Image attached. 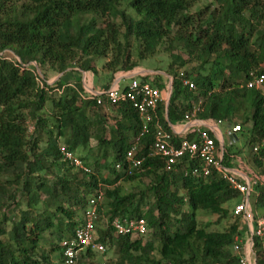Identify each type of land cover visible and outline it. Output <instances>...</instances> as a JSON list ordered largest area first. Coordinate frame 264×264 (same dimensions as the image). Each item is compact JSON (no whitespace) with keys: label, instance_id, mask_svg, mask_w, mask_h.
Returning a JSON list of instances; mask_svg holds the SVG:
<instances>
[{"label":"trees","instance_id":"1","mask_svg":"<svg viewBox=\"0 0 264 264\" xmlns=\"http://www.w3.org/2000/svg\"><path fill=\"white\" fill-rule=\"evenodd\" d=\"M195 5L196 0H0V264H67L61 243L83 225L90 200L102 189L98 242L116 248L117 255L107 264H242L252 235L235 214L243 196L222 175L195 177L194 163L167 172L161 159H147L145 172L127 174V154L135 145V158L146 157L159 127L170 131L169 124L186 121L198 106V119L240 121L250 147L264 143V86L248 87L264 75V0H213L197 17L191 14ZM160 53L169 56L164 71L173 78V93L168 110L165 104L158 108L145 134L130 103L111 105L105 95L91 100L74 79H48V71L64 78L77 69L93 74L105 92L118 73ZM183 79L196 88L185 87ZM140 80L161 91L168 86L162 75ZM107 109L115 113L113 127ZM92 141L99 156L88 166L76 152L88 150ZM63 146L90 172L65 161ZM234 148L227 149L225 164ZM252 159L264 176L254 154ZM139 179L150 181L146 189L125 194L123 182ZM253 191L255 217L264 219V183ZM199 213L217 216V224L230 217L234 222L223 232L209 231L210 224L200 226ZM116 218H144L149 232L118 236ZM253 241L254 262L264 264V237ZM96 254L80 251L77 264H103L104 258L94 262Z\"/></svg>","mask_w":264,"mask_h":264},{"label":"built area","instance_id":"2","mask_svg":"<svg viewBox=\"0 0 264 264\" xmlns=\"http://www.w3.org/2000/svg\"><path fill=\"white\" fill-rule=\"evenodd\" d=\"M183 76V75H182ZM183 84L191 90H194L195 84L188 79H183ZM264 86V75L254 77L249 81L250 89H260ZM105 95L111 105H118L123 102L130 103L133 108L140 114L143 123V134L148 131L149 123L153 120V114L158 108L166 104L167 99L165 94L158 88L153 87L150 83L142 82L138 79L131 81L126 89L110 88L100 95H91L88 99ZM99 104H102L99 101ZM200 105V104H199ZM200 106L196 107L193 112L187 115L186 120L191 121L197 119ZM242 132L241 126H235L230 134ZM142 134V135H143ZM197 138L194 140H181L175 142L179 137L171 132L159 127L154 145L146 157L141 159L135 158L137 145L127 154V161L130 164L127 174L132 176L134 171L145 172V164L147 159H161L164 161L167 172H174L182 163H194L193 176L209 179L214 172H218L224 179L228 180L231 187L239 191L243 196V202L235 209L237 216H243L252 238L244 245L242 264H252L250 258L254 253L253 237H264V219H256L255 213L250 208V196L253 189L264 181L255 179L249 184L244 183L239 177L224 166L220 160L217 143L208 131L198 130L195 132ZM264 143L256 145L253 149L257 161L264 167V154L262 149ZM61 153L64 160L70 163L74 168L84 172H90L85 162L80 159L75 153L71 152L65 146L61 147ZM117 169L121 170V166L117 165ZM104 189L100 191V196L90 200L85 212L84 223L76 230L72 238L62 241L61 248L64 256L67 258V264H77V256L84 249H91L93 252L101 255L108 253V248L98 242L97 236V220H98V203L102 201ZM113 228L118 236H134L143 237L149 232L148 223L144 218H116L112 221ZM251 242V243H250ZM251 246H250V244ZM236 251H240L241 247L237 244ZM108 258L104 257V263L107 264ZM254 264H256L254 262Z\"/></svg>","mask_w":264,"mask_h":264},{"label":"crops","instance_id":"3","mask_svg":"<svg viewBox=\"0 0 264 264\" xmlns=\"http://www.w3.org/2000/svg\"><path fill=\"white\" fill-rule=\"evenodd\" d=\"M78 72L77 69H73V73L68 74L66 77H64V82H72L74 79L76 82H80L83 85V88L85 89V92L87 93L86 98H89L91 95H100L102 92L99 90V83L97 82L96 78L91 73H76ZM155 75H162L167 78L168 80V86L163 93L165 94V98L167 99V102L165 104L166 110H168V102L170 99L171 93H173V78L167 75L164 72L160 71H153L151 68L147 67L146 65H142L141 67L130 71V72H120L115 76V79L112 83V86L110 88H119V89H126L132 80L134 79H142L143 77L147 76H155ZM60 77H63L64 75H59ZM67 80V81H65ZM141 81V80H140ZM88 110L89 115H93V111L90 109ZM107 115V121L108 125L113 127L114 121L113 118L115 117V113H113L111 110H106ZM166 120H168V116L166 113ZM236 123V122H235ZM237 125V124H236ZM230 125L224 122H215V121H204L200 119H195L191 121H184L180 122L178 124H169L170 131L175 133L179 138L187 137L189 135H195V132L198 130H204L208 131L210 135L215 139L217 143V149L219 152L220 160L223 162L224 166L227 168L228 171L231 173L237 175L241 181H243L246 184H249L251 181L255 179H260L261 181H264V176L260 174V171L255 166L254 161L252 159L253 153L251 154L250 161L249 158L246 160L243 159V155H236L235 152H231L232 154L229 156V164L224 163L225 155L227 154V149L234 146L236 147L239 142V136L240 133H237V138L230 139L231 134L230 132L232 129L236 126ZM247 128H251V126H247ZM233 135V134H232ZM132 138V137H130ZM248 141V140H247ZM97 145L98 143L96 141H92L89 145V149L86 150V154L84 153V156H94V159L97 158L98 152H97ZM94 150L95 154L90 153L91 150ZM235 151V150H234ZM102 156V152L100 153ZM93 160V158H91ZM112 160V157H111ZM120 185V183H118ZM254 190V189H253ZM254 191H252L253 194ZM251 194V195H252ZM252 196H250V208L252 211H254V203H252Z\"/></svg>","mask_w":264,"mask_h":264},{"label":"rangeland","instance_id":"4","mask_svg":"<svg viewBox=\"0 0 264 264\" xmlns=\"http://www.w3.org/2000/svg\"><path fill=\"white\" fill-rule=\"evenodd\" d=\"M212 4H213V0H196V5L191 10V14L193 16L197 17L199 13L205 12L206 9ZM208 14H209V11L207 10V12L202 15V17L206 18V16ZM106 21H108V19L107 20H99V25L105 23ZM199 24H201V23H199ZM178 53H180V51L176 52V54H178ZM104 63H105L104 60H100V62L98 63L97 66L100 69H102ZM169 63H170L169 56H167L165 53H160L155 59L150 60V61H145L142 65H146L147 67L151 68L154 72L156 71L155 70L156 68H160L163 70L160 72L166 73L164 70L169 66ZM34 66L37 68V72H38L39 76L41 77V75L38 71V70L41 71V69H39V67L35 64H34ZM194 66L195 65L188 66V68L185 70H189L191 72V69L194 68ZM41 74L43 76L41 78H45L42 71H41ZM48 76H49L48 79H49L50 84H54L55 82H57L61 78L64 79L63 77H60L59 75H56V74L49 72V71H48ZM65 81H67V80H65ZM235 124L241 125L240 121H236ZM46 139H47V137L44 136L45 141H47ZM61 141L63 142V140H61ZM253 149H254V147H250L248 145L247 137L243 136L241 134L239 136V142H238L237 146L232 150H233V152H236L238 150L242 151L243 159L247 161V159L249 158V161H250V157H251ZM86 152L87 151H85V150H78L76 152V154L80 158H82L87 163L88 166H90V164L93 162L91 158H93V160H94L95 155L92 157L88 156V159H87L86 156H84V153L86 154ZM227 164H229V163H227ZM149 183H150L149 180L139 179V180H136L134 182H129V183L123 182V184L121 185V188L125 194H128L130 192H133L134 190L146 189V187L149 185ZM20 199H21V195H18L17 200L20 201ZM253 201L254 200L252 199V203H253ZM152 202H153V197L150 198V200H147L146 204L143 206V209L145 212H147L148 207H149V205H151ZM229 209H230V211H232L233 207H230ZM198 218H199V224L201 227H205L206 225L210 224L211 226L209 227V231H217V232L225 231L234 222V220L230 217L227 220H223L220 224H217V221H218L217 216H211V215H208L205 213H199ZM247 229H249L248 226H247ZM97 236H98V233H97ZM250 246H251V244H250ZM105 256L110 260L115 259V258L117 259L116 248H114L113 250H108V253ZM105 256L101 255V254H96V256L94 257V259H95L94 262L97 260L98 261L102 260ZM250 260H251L252 264H254V255L251 256ZM95 263H97V262H95Z\"/></svg>","mask_w":264,"mask_h":264},{"label":"water","instance_id":"5","mask_svg":"<svg viewBox=\"0 0 264 264\" xmlns=\"http://www.w3.org/2000/svg\"><path fill=\"white\" fill-rule=\"evenodd\" d=\"M35 65H36V64H35ZM38 71H39L41 77H43L42 74H41V71H40V70H38ZM172 86H173V85H172ZM171 95H172V93H171ZM170 99H171V96H170ZM170 99H169V102H168V106H167V107H169ZM235 138H237V135H236V134H233V135H231V137H230V139H235Z\"/></svg>","mask_w":264,"mask_h":264}]
</instances>
